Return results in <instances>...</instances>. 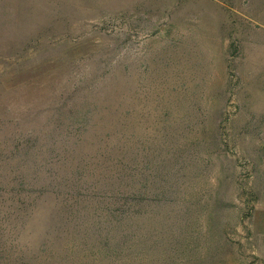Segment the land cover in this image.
Instances as JSON below:
<instances>
[{
	"label": "rangeland",
	"instance_id": "rangeland-1",
	"mask_svg": "<svg viewBox=\"0 0 264 264\" xmlns=\"http://www.w3.org/2000/svg\"><path fill=\"white\" fill-rule=\"evenodd\" d=\"M0 264H264V0H0Z\"/></svg>",
	"mask_w": 264,
	"mask_h": 264
}]
</instances>
